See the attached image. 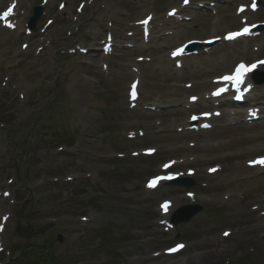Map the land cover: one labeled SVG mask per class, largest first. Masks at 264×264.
I'll return each instance as SVG.
<instances>
[{
	"label": "rangeland",
	"instance_id": "obj_1",
	"mask_svg": "<svg viewBox=\"0 0 264 264\" xmlns=\"http://www.w3.org/2000/svg\"><path fill=\"white\" fill-rule=\"evenodd\" d=\"M99 1L101 4L95 7L96 12L92 13V4L85 6L84 25L86 22L88 27L93 19L94 22L98 19L108 29V17L101 16L110 15L117 9L121 18L114 16V22H124L126 28H132L148 14L164 32L168 30L165 33L169 35L163 40H153L162 46L163 56L186 39L207 38L208 28L213 24L221 29L220 36L226 30L240 27L237 19L235 24L228 17L233 11L220 12V15L212 12L213 16L209 15L205 24H189L184 32L165 29L164 23L158 20L162 15L157 11L180 6L183 0H145V8L135 0ZM44 2L20 0L18 13L22 20L18 21L19 28L9 32L5 43L0 46V52L4 51L15 62L30 60L43 47L39 39H35L32 48L25 50L18 51L12 46L18 35L27 38L23 33L32 8H44ZM77 2L48 1L43 13L50 8L58 13L57 6L62 7L65 3V11L60 15L62 21H54L50 28L53 39L50 41L49 37L44 41L50 46V53L35 68L22 67L20 72L27 71L28 75L19 74L15 88L8 91L3 87L0 91V194L9 195L6 199L0 197L1 262L50 264L48 261L51 259L54 264H149L143 259L167 253L171 246L180 243L185 246L181 255L161 262L171 264L190 260L188 264H201V259L213 246L208 242L221 240L224 241L222 246H228L230 252L212 257L207 264H264V245L254 244L255 241L264 242V231L252 230L256 219L248 220L252 231L244 233V236L233 231L230 239L224 240L219 235L222 230L236 225L246 211L253 210L257 206L253 204L255 201L244 205L219 201L213 193L202 189L206 185L216 187L218 180L208 175L204 178L201 174L188 177L194 183L189 189L163 184L156 192L145 191L149 178L159 177L158 173L166 162L176 159L161 150V144L154 145V142L143 139L128 140L126 134L134 132L129 126L135 123H129L130 113L126 112L127 82L130 73L133 74L132 68L137 66H132L124 55H114L91 69L81 65L93 60L74 49L85 47L86 30L82 33L72 21L67 22L68 26L63 25L67 14L74 12ZM260 2V10L250 18L264 22V0ZM227 3L230 4L223 0L218 7L226 9ZM198 4L196 0L191 7L196 8ZM104 5H109V13L103 10ZM136 6L139 9L135 11ZM76 11L79 12V8ZM72 16L78 15L74 12ZM221 17L223 21L220 22ZM46 18L42 15L35 32L40 33L39 25ZM195 30L199 34L194 35ZM60 33L64 38L70 36L68 45L53 44ZM134 34L140 38L139 30ZM164 39H169V42ZM25 43H21L22 48ZM245 43L251 50L259 48L260 55L248 58L241 54L242 47L224 46L221 54L235 57L227 71L230 72L237 60L249 63L264 57V30L259 38ZM15 51L20 54H15ZM69 51L76 53L73 55ZM221 54L216 55V59H221ZM75 56L79 63L75 62ZM1 61L0 58V68H3L4 62ZM140 69L143 73H152L156 67L145 64ZM79 70L81 72L78 73ZM77 77L88 80L94 90L87 94L77 93L73 88ZM6 80L7 75L4 74L1 81ZM143 81L149 91L154 82L148 81L147 76H143ZM154 99L158 101V97ZM210 135L200 137V140H211L209 144H217L218 140L208 139L213 137ZM149 148L157 152L149 157L142 154ZM215 152L217 156L227 153L218 150L211 155ZM191 155L193 158L197 156ZM162 200H169L176 206L173 212L184 206H199L201 212L189 223L174 229L158 226L157 218L152 219L150 211H159ZM262 218L264 225V216ZM86 219L88 224H84ZM243 238L252 240L240 243ZM236 243L238 246L233 249Z\"/></svg>",
	"mask_w": 264,
	"mask_h": 264
},
{
	"label": "bare ground",
	"instance_id": "obj_2",
	"mask_svg": "<svg viewBox=\"0 0 264 264\" xmlns=\"http://www.w3.org/2000/svg\"><path fill=\"white\" fill-rule=\"evenodd\" d=\"M87 0H78L77 5L86 2ZM92 2V13L93 11L96 12L95 7L99 6L101 3L99 0H90ZM124 2L125 0H118V2ZM137 1V0H136ZM236 0H233L234 3ZM245 1V0H243ZM256 0H251V3ZM6 0H0V4H5ZM141 2V1H140ZM238 3H244L241 0H237ZM216 3H219L217 1ZM132 6V5H131ZM145 6V0L142 1V6ZM103 10H106L108 13L110 11L109 5L102 6ZM138 6L134 7L136 11ZM234 5L228 6L225 9L218 7L216 10V15H220L219 12L230 13L234 9ZM139 9V8H138ZM174 8L168 10L171 12ZM181 12L186 10L184 7H179ZM65 11V9L60 10L58 13L49 9L48 13H46V21L45 23L41 24V33H33L32 37L22 38L21 36L17 37L16 43L12 46L15 47L18 51H21V43L23 41H28L26 48H32L35 44V39H39L40 45H42V50L34 53L30 60L18 61L15 62L13 58H10L6 55L4 51L0 52L1 62L3 63V68H0V91L3 87H5L8 91L15 88L17 84V78L19 74L23 73L24 75H28L27 71H21L20 69L24 66L33 69L36 67V64L39 61L44 60L50 53V46L45 45L43 41V37H50V40L53 39L52 33H50V28L54 21H62L60 15ZM98 11L102 12L101 9ZM162 11V10H160ZM179 12V13H181ZM146 13V12H143ZM70 14L74 15L73 11H70ZM69 13L67 14V18L63 25L68 26L67 22L72 21L74 24L78 25V30L83 31L87 29L86 22L84 25L85 16H72ZM142 14V13H140ZM192 19L189 24L201 23L205 24L209 20V15L200 14L199 10L196 8L195 10L191 11L190 13ZM114 16L121 18V12L119 10H115L110 15H102V18L108 17V24H112L114 26V32L117 35L107 33L104 29L105 25L103 21H96V24L90 25L89 31L85 36L86 42L91 43L93 41H97L101 33L95 32L97 28L101 30L102 36L107 34L106 37L112 38L113 36H117L118 43L124 44V42L128 41L130 38H125L124 32L127 30L124 28V22L115 23ZM230 17V16H228ZM237 16H232L231 20L236 24ZM129 18H127L128 20ZM165 18H161V21ZM234 19V20H233ZM223 21L222 17L220 22ZM177 22L172 19V17H166L165 25L168 26L170 29H181L182 32L187 30L189 24H176ZM150 31L156 34H160L162 32L161 29L155 28V24L152 20L147 22ZM218 25L213 24L208 28L209 37L215 38L219 36L221 29L217 27ZM8 27V26H6ZM186 28V29H185ZM93 30V31H92ZM109 31V30H108ZM6 29L5 27H0V46L5 43L6 40ZM111 32V31H110ZM199 34L197 30L194 31V35ZM42 36V38H41ZM131 39L134 41H139L137 37L131 35ZM151 39L153 40L154 37ZM70 37V36H69ZM69 37H67L69 39ZM67 38L61 36L57 37L54 40V45H68L69 41ZM160 38V37H159ZM198 41H204L205 38L196 37ZM72 39V37H71ZM165 41L169 42V39H164ZM189 41V40H187ZM16 44H20L17 45ZM19 46V48H18ZM168 47V45H167ZM162 46L159 44H155L154 47H150L149 50L145 49V47L139 45L134 49H124L122 51L125 54V58H132L142 56L144 59L140 60L138 64L147 63L150 65L158 66L159 70H155L152 73H145L144 76H147L148 81L154 82L153 85L149 86L150 90L148 91L145 86V81L141 82L138 89V96L136 99L132 100V109L130 111V121L136 123V128H142L145 131L146 139L150 141V143L154 142V145L162 144L161 150L165 153L169 154L173 158H177L181 156L177 164L173 166L178 168L181 172H185V170H193L195 175L201 174L202 177H206V170L214 169V176L211 177L218 180L219 184L216 187H208L205 189L207 193H213L214 196H217V200L225 201L228 203L235 202L239 205H244L245 202H252L255 201L253 204L257 205V207L253 210L246 211V214L239 217L236 225L232 226V228H226V230H222L219 235L222 239L226 238L225 240H229L232 236L233 231L236 232L238 235L244 236V233L251 232H263L264 225H263V218L260 217L261 213L264 212V166L260 167L257 165H250V162L253 161L254 155L263 152L264 153V122L260 123H252L244 124L242 122L241 117L238 116L236 119L237 123L231 125V123H227V118H229V112H227V108L232 109V107L223 106L218 107L213 111H219L223 113L222 115L212 116L207 115V112L213 109V99H215L214 91L215 87H225V84L218 83L216 78H218V74L227 71L228 66L232 60H234V56L231 55H223L221 54L222 50L220 46H214L213 52L210 53V57H201L196 56L190 58L189 61H185L180 67L176 69L170 68V64H173L178 57H174L173 55L170 56L169 53L163 56ZM93 50V49H91ZM131 50V51H130ZM147 50L146 54H142V51ZM218 51V53H216ZM259 49L251 50L248 46H244L242 55L244 57H256ZM20 52H16L15 54ZM221 54V59H216V55ZM223 53V52H222ZM96 57V58H95ZM94 61L89 60L88 62H82L81 65H84L87 69H91L96 67L97 62L102 59L101 55H94ZM75 62L79 63L80 60L76 57ZM182 64V63H180ZM175 66V65H174ZM81 69V68H80ZM81 70L78 71V73ZM6 74L7 80L2 83L1 77ZM222 75V74H221ZM151 78H156L155 80ZM86 82V83H85ZM188 84L186 86L185 84ZM73 88L78 93L82 92L81 94H87L94 90V86L88 82V80H82L81 78L77 77L76 81L73 84ZM145 89V90H144ZM253 91V90H252ZM253 101L255 105H260L264 107V85L263 86H255L253 91ZM159 97L158 100L163 101L162 103H167L166 106L158 107L154 106L153 111L143 110L140 107V100L154 101V97ZM189 97L195 98L193 102H189ZM155 102V101H154ZM230 103V102H228ZM231 106L233 104H230ZM153 106V105H152ZM150 107V105L145 104L144 108ZM237 107H240L238 105ZM197 117L195 120L189 121L190 117ZM222 117V118H221ZM221 118V119H220ZM203 122L211 125L209 131H201L196 130L195 132H190L187 129L188 122ZM213 136L212 138L208 139H215L218 140L217 144H209L212 142L211 140H203L201 141L200 137L205 138L206 135ZM208 137V136H206ZM161 141H157V140ZM226 151V154L218 155L216 152L211 155L214 151ZM197 155L193 158V155ZM190 157V158H189ZM212 165V166H211ZM209 167V168H207ZM213 167V168H212ZM259 174V175H258ZM184 175L181 174L178 178L183 177ZM213 188V189H212ZM222 188V190H219ZM213 190V191H212ZM176 207V206H175ZM174 206H171V210L168 211V215L172 212ZM161 211V210H160ZM147 212V211H146ZM152 212L153 217H155L160 221L165 220V217H161L158 212ZM249 212V214H248ZM149 218V216H148ZM250 218L256 219L253 229L251 230L250 224L251 222L248 221ZM89 221H86L85 224H88ZM153 225V224H152ZM156 225V224H155ZM144 226V225H143ZM256 228V229H255ZM227 233L226 237L224 234ZM252 240V239H250ZM249 239L243 238V242H250ZM209 244H213L212 248L206 252L205 258H202L201 264H207L211 260L212 257L216 256L219 257L221 253L226 254L230 252V248L228 246H222L221 243L224 241L217 240L213 243L208 242ZM255 245H264L259 243V241L254 242ZM238 243L234 245L233 249H236ZM169 256V255H168ZM172 258L167 256L162 257H155L149 256L143 259L144 262H150L149 264H165L166 262H161V260ZM191 263L190 260L182 262H174L171 264H188Z\"/></svg>",
	"mask_w": 264,
	"mask_h": 264
},
{
	"label": "snow or ice",
	"instance_id": "obj_3",
	"mask_svg": "<svg viewBox=\"0 0 264 264\" xmlns=\"http://www.w3.org/2000/svg\"><path fill=\"white\" fill-rule=\"evenodd\" d=\"M184 2H185V4H187V3H188V0H184ZM253 8H255V5H254V4H253ZM243 10H244V9H243V7H242V8L240 9V11H243ZM12 13H13V7H9L8 10L5 11V12L3 13V17H4V18H7V17H8L9 15H11ZM149 19H151V18L149 17ZM147 22H148L147 20L144 21L145 24H146ZM9 26H11V25H9ZM247 31H248L247 28H245V29L243 30V32H245V33H246ZM240 34H242V33H233V34H231L228 38L231 39V38H233L234 36H236V35H240ZM182 52H183V49L180 48V49L175 50V51L172 53V55L175 57V56H178V55L182 54ZM254 67H255V65H252V66H245L244 64H240V65L236 68L235 73H234L233 75L224 76L222 79H223L224 81H226V82H232L234 86H237V87H238L240 84L243 83V77H244L245 73H247L248 71H251L252 68H254ZM135 88H136V85L134 84V85L132 86V93H131L133 97H135V95H136ZM226 90H227L226 88H224V89H220V90H218V92H217L216 94L218 95L220 92H222V91H226ZM192 119L195 120V119H197V117L193 116ZM251 163H253V164L258 163V164L264 165V158H261V159L258 160V161H253V162H251ZM165 167H167V165H165ZM169 178H170V177H169ZM160 179H165V177H157V178H155L154 181H151V182L149 183V187L154 186V184H155L158 180H160ZM162 207H164L165 210H166L167 207H168L167 202H166L164 205H162ZM225 235H227V233H225ZM177 247H178V248H179V247H183V245H179V246H177ZM175 250H176V249H173L172 251H175Z\"/></svg>",
	"mask_w": 264,
	"mask_h": 264
},
{
	"label": "water",
	"instance_id": "obj_4",
	"mask_svg": "<svg viewBox=\"0 0 264 264\" xmlns=\"http://www.w3.org/2000/svg\"><path fill=\"white\" fill-rule=\"evenodd\" d=\"M200 211V208H193L191 210V212H189V214L187 216H185L184 218H182L180 220V222H188L193 216H195L198 212ZM176 222V221H174Z\"/></svg>",
	"mask_w": 264,
	"mask_h": 264
}]
</instances>
